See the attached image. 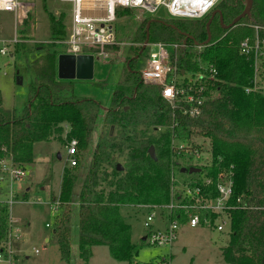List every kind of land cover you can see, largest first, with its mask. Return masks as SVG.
<instances>
[{
  "label": "trees",
  "instance_id": "16d2710c",
  "mask_svg": "<svg viewBox=\"0 0 264 264\" xmlns=\"http://www.w3.org/2000/svg\"><path fill=\"white\" fill-rule=\"evenodd\" d=\"M219 8L224 24L228 25L243 12L245 0H223ZM123 14L130 16L132 12L121 10L118 18ZM48 18L52 39L66 38L64 15L56 18L49 13ZM150 20L141 22L136 30V45L129 49L130 57L121 70L110 107L105 111L103 121L107 126L117 127L119 136H112L110 131L99 136L77 199L80 258L88 264L93 248L105 246L118 262L142 264L138 258L147 241L132 242L133 229L121 209L158 206L167 214L165 207L172 199L179 198L171 194L173 173L195 167L202 172L193 179L207 175L213 181L205 188L207 198L209 193L217 194L219 182L229 178L233 182L230 241L221 249L224 261L264 264V95L246 93L247 88L254 86V60L239 52L240 42L255 35L251 25L264 26V0H254L250 17L232 29H224L217 16L210 25L211 41L203 47L200 46L208 37L209 16L202 20L151 22L149 43L178 44L173 63L176 58L179 69L196 72L200 65H213L219 71L218 81L210 84L217 97L206 101L200 114L195 116L186 113L189 105L181 97L172 105L162 97L160 86L141 80L137 70L139 59L134 57L143 48ZM186 36L193 39L186 40ZM38 47L43 51V45ZM53 47L29 85L23 111L6 109L0 93V162L9 160L25 170L33 163L34 145L52 139L62 144L77 140L78 153L90 146L101 112L100 103L75 95L74 82L58 78L60 54ZM117 48V45L108 46L105 51ZM96 50L86 49L91 54ZM107 83L105 80L98 85L106 87ZM139 125L143 127L140 133L135 129ZM199 138L205 140L202 144H208L207 150L195 141ZM174 139L191 145L193 151L208 152L210 165L181 164V160H187L186 154L178 152ZM151 147L155 150V159L149 155ZM118 165L122 166L121 171ZM220 175L224 178L220 179ZM76 181L77 175L65 164L60 194L52 197L53 202L59 200L61 209L51 241L58 244L66 264L71 262L72 197ZM198 182L200 185L201 180ZM3 193L0 184V198ZM238 198L242 199L241 204L237 203ZM181 205L194 206L188 200ZM184 211L180 209L175 214L182 224L187 220ZM195 211L202 220L213 222L216 218L209 210ZM8 219V206L0 201L1 242L8 238Z\"/></svg>",
  "mask_w": 264,
  "mask_h": 264
},
{
  "label": "rangeland",
  "instance_id": "374dc122",
  "mask_svg": "<svg viewBox=\"0 0 264 264\" xmlns=\"http://www.w3.org/2000/svg\"><path fill=\"white\" fill-rule=\"evenodd\" d=\"M24 4H32L27 16L21 21H16L14 14L0 12V49L7 48L8 54H0V93L3 106L6 109L23 111L28 98L29 85L37 75L40 66L44 62L45 55L52 51L51 46L60 55L66 54L65 37L52 39L48 14L52 13L58 18L64 15L66 34L71 23L70 5L60 0H20ZM132 14L125 15L115 23L116 35L121 42L118 48L112 51L97 49L93 53V77L91 80H73L74 94L83 98L92 99L101 106V112L92 134L90 146L82 153H78V164L75 167L68 166L77 175V181L72 197V234H71V262L70 264H85L80 258L78 245V196L83 186L88 171L89 161L93 149L103 133L107 135L113 128L112 136H119L117 127H110L103 121L105 111L111 104L112 93L118 83L121 70L130 57L129 49L136 45L135 36L139 24L146 19H171L168 10L160 6L156 13H145L140 19L138 16L144 12L142 9L131 10ZM66 36V35H65ZM15 37L18 43L15 46ZM25 44L26 48L22 46ZM43 45V51L38 49ZM151 44V43H149ZM37 49H36V48ZM151 46H147L138 60L137 70L142 72L146 65ZM107 80L106 87L98 85ZM257 88L264 92V64L256 73ZM136 132L140 133L142 125L137 126ZM67 131V130H66ZM65 138V135H64ZM202 143L203 139H195ZM179 144L178 142L176 143ZM68 140L62 144L56 139L49 142H38L34 145L33 163L25 169L26 176L22 181L12 184L4 183L8 195L5 200L9 202L14 197V202L9 209L8 228L10 225L12 234L19 230V238L11 239L10 264H66L61 259L58 244L51 240L52 230L56 218L53 196L60 192L62 176L67 160ZM60 157V158H59ZM118 158V155L116 156ZM204 164L210 165V156L205 155ZM187 159V158H186ZM188 160V159H187ZM181 160V164L190 162ZM121 161V159H119ZM196 164V162H192ZM202 164V162H199ZM204 164H202L204 166ZM200 174V173H199ZM199 174L189 175L176 172V193L181 192L193 177ZM60 194V193H59ZM6 201V202H7ZM148 209L123 207L121 214L132 226V242L139 243L148 234L145 220L149 214ZM151 213V212H150ZM163 215H167L163 212ZM50 224L52 228L47 227ZM164 224L160 218L155 217L153 229H163ZM49 239L48 242L45 240ZM230 241V227L224 232H218L212 228L183 225L177 232L176 240L171 248H159L145 244L139 255V262L147 264L167 255L171 250V264H227L222 256L221 249ZM9 248V246H8ZM4 264H9L4 262ZM88 264H128L114 260L105 246L93 248V255Z\"/></svg>",
  "mask_w": 264,
  "mask_h": 264
},
{
  "label": "built area",
  "instance_id": "2783aa9c",
  "mask_svg": "<svg viewBox=\"0 0 264 264\" xmlns=\"http://www.w3.org/2000/svg\"><path fill=\"white\" fill-rule=\"evenodd\" d=\"M63 3L70 5L71 23L67 30L65 38L66 54L73 55L76 58L80 56H93V54L86 51L87 48H96L104 50L108 46L120 45L116 35L115 23L119 20L118 13L121 10H137L142 9L138 18L144 17L145 13H156L160 6H164L171 17V19L178 20H201L213 7L216 0H206L204 7H197L192 5V0L187 3L185 0H60ZM32 4H24L20 0H0V12H9L14 14L16 21L22 20L27 16L28 9ZM255 31L253 37L244 38L239 44V52L248 59L254 60V86L247 88L246 93L250 92H264L257 88L256 73L264 64V26L251 25ZM15 45L18 43L17 37L14 40ZM152 50L149 53L147 65L140 73L141 80L145 84L160 86L162 97L170 104H174L178 97H181L188 106L186 113L195 116L199 115L203 104L211 99L217 97L215 91L210 88L216 81H218L219 71L213 65H200L196 72H186L179 69L173 57L179 48L178 44L165 43H151L149 44ZM1 55L8 54L7 48L0 49ZM211 84V86H210ZM180 85V86H178ZM179 143L178 145L176 143ZM173 144L178 152H184L186 158L192 163L202 165L204 164V156H209L208 152L203 150L193 151L191 145L181 142L179 139H174ZM203 149L207 150L208 144L200 143ZM78 142L72 140L67 147V164L70 167H75L78 164ZM199 162H202L200 164ZM194 164V163H192ZM194 164V165H196ZM205 165V164H204ZM202 172V171H201ZM200 172V173H201ZM176 172L173 173L172 178V197L179 195L177 200L172 199L171 203L165 207L167 215H163L161 207L155 206L153 208L144 206L143 208L150 210L145 220V227L148 229L146 236L147 244L159 248H171L173 242L176 240L177 232L183 225L196 227H208L224 232L230 226L229 210L231 200L233 197V182L229 178L224 183H218L216 195L209 193V197H205V188L212 185L211 177L204 175V178L193 179L182 189L181 192H175L177 188ZM26 176V172L13 165L9 160L0 162V184L9 183L11 186L16 181H22ZM220 179L224 178L220 175ZM201 180V184H199ZM14 197L12 196L9 202H3L7 206L13 204ZM193 202V207L181 205L182 201ZM237 203L241 204L242 199L238 198ZM55 212L59 213L61 204L59 200L54 202ZM180 209H185L184 214L187 218L186 223L182 224L175 216ZM209 210L216 216L212 222L208 219H201V215L195 210ZM174 217L172 218V216ZM155 217L160 218L164 224L163 229H153V221ZM47 227H51L47 224ZM19 230L15 229V234L8 230L7 240L0 241V264L11 261V239H18ZM9 246V248H8ZM4 247L3 250L1 248ZM6 247V248H5ZM171 250L163 258L151 261L147 264H171Z\"/></svg>",
  "mask_w": 264,
  "mask_h": 264
},
{
  "label": "water",
  "instance_id": "95a60500",
  "mask_svg": "<svg viewBox=\"0 0 264 264\" xmlns=\"http://www.w3.org/2000/svg\"><path fill=\"white\" fill-rule=\"evenodd\" d=\"M253 2L254 0H246L245 8L244 11L236 17L231 24L229 25H224L223 24V17L222 13L219 11H216L212 14L211 19L207 22L206 24V29H207V40L201 44L200 47L206 46L210 43L211 41V33H210V25L212 23V20L216 13L219 14L220 16V22L223 26L224 29H232L234 28L241 20H243L246 17H250V12L253 7ZM153 20H150L147 24V35H146V41L143 45L142 50L140 51L138 56H135L134 59H139V57L143 54L145 51L146 47L149 45V28L150 24ZM163 22V21H161ZM192 40L193 38L191 36H186V40ZM129 64V63H128ZM57 73H58V78L60 80L64 81H73V80H91L93 77V56H80V57H75L73 55H68V54H62L58 57V66H57ZM113 133V128H111V135ZM149 155L151 156L152 159H155V150L153 147L149 149ZM60 158V157H59ZM118 170H122V166L118 165ZM202 170L200 168H183L181 169L180 173L182 174H189V175H194L200 173ZM143 240H146V238H143Z\"/></svg>",
  "mask_w": 264,
  "mask_h": 264
},
{
  "label": "flooded vegetation",
  "instance_id": "af4514ba",
  "mask_svg": "<svg viewBox=\"0 0 264 264\" xmlns=\"http://www.w3.org/2000/svg\"><path fill=\"white\" fill-rule=\"evenodd\" d=\"M222 1L223 0H216V2H214L213 3V7L211 8V10L206 14V16L204 17V18H202V19H205V18H207L208 16H209V20L211 19V17H212V14L214 13V12H216V11H219L220 12V8H219V6H220V4L222 3ZM245 4H246V0H245ZM244 11V10H243ZM217 16H219V14L218 13H216V15L214 16V18H213V20H212V22L215 20V18L217 17ZM158 18H155V19H151V20H157ZM201 19V20H202ZM208 20V21H209ZM219 21H220V16H219ZM232 23V22H231ZM230 23V24H231ZM220 24H221V22H220ZM223 24H224V22H223ZM224 25H226V24H224ZM229 25V24H228ZM221 26H222V24H221ZM223 27V26H222Z\"/></svg>",
  "mask_w": 264,
  "mask_h": 264
},
{
  "label": "bare ground",
  "instance_id": "6f19581e",
  "mask_svg": "<svg viewBox=\"0 0 264 264\" xmlns=\"http://www.w3.org/2000/svg\"><path fill=\"white\" fill-rule=\"evenodd\" d=\"M187 3H189V1L191 0H185ZM192 5L195 7H204L205 6V3H206V0H192Z\"/></svg>",
  "mask_w": 264,
  "mask_h": 264
},
{
  "label": "crops",
  "instance_id": "0c3cea01",
  "mask_svg": "<svg viewBox=\"0 0 264 264\" xmlns=\"http://www.w3.org/2000/svg\"><path fill=\"white\" fill-rule=\"evenodd\" d=\"M15 46H16V45H15ZM59 56H60V55H59ZM57 74H58V73H57ZM1 186H5V185L3 184V185H1ZM60 189H61V188H60ZM3 191H4V193H3V195L1 196L0 201L6 202L7 200L3 199V198H5V194H6V196L8 195V192H7V190H6V187H5V188L3 187ZM59 193H60V192H59ZM59 193H58V195H59ZM58 195H57V196H58ZM50 228H52V226H51ZM45 241L48 242L49 239H46Z\"/></svg>",
  "mask_w": 264,
  "mask_h": 264
}]
</instances>
